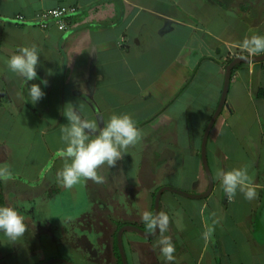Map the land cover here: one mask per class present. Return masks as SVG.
I'll return each instance as SVG.
<instances>
[{"label": "crops", "instance_id": "0c3cea01", "mask_svg": "<svg viewBox=\"0 0 264 264\" xmlns=\"http://www.w3.org/2000/svg\"><path fill=\"white\" fill-rule=\"evenodd\" d=\"M57 7L76 9L69 30H40L37 14ZM249 29L264 34V0H0V168L24 165L10 121L34 131L41 163L29 179L0 178L5 206L27 225L16 241L0 232V264H120L119 229L152 233L140 216L155 213L161 189L191 195L165 190L160 199L172 217L171 264H264V63L232 73L206 143L211 190L203 164L226 68L244 55L238 44ZM33 43L41 49L38 79L25 83L5 60ZM33 83L45 93L35 104ZM72 107L101 127L114 113L130 114L144 132L116 167L100 170L103 184L65 189L54 179ZM243 165L261 187L251 201L239 192L230 201L216 169ZM158 239L125 230L127 264H169L153 250Z\"/></svg>", "mask_w": 264, "mask_h": 264}, {"label": "clouds", "instance_id": "9594fccd", "mask_svg": "<svg viewBox=\"0 0 264 264\" xmlns=\"http://www.w3.org/2000/svg\"><path fill=\"white\" fill-rule=\"evenodd\" d=\"M251 35H246L239 42L238 48L244 55L241 59L251 60L264 53V34H259L255 29H249ZM41 49L35 44L21 46L6 60L8 68L24 78L25 83L38 79L37 66L39 65ZM41 84L48 85L46 79H41ZM45 93L40 84L33 83L28 88L30 101L35 104L44 97ZM65 116L67 125L61 129L64 147L58 151L62 159L54 179L59 186L72 189L76 185L92 181L95 184L105 183V176L101 169L107 166L116 167L117 162L123 160L128 149L141 143L144 132L139 128L130 114H112L101 127L96 120H90L81 115L75 108H69ZM11 173L7 167L0 168V178H7ZM214 179L218 180L228 200H233L237 192L251 201L258 195L260 185L254 183L253 176L249 174L248 166L233 167L230 170L217 168ZM141 221L149 232H159V239L153 245V250L158 249L169 264L175 260L176 251L172 236L167 235L172 217L166 210L153 213L144 210L140 216ZM27 230L24 217L12 205L0 206V232L11 241L21 238ZM209 228L205 233L207 239L211 235Z\"/></svg>", "mask_w": 264, "mask_h": 264}, {"label": "water", "instance_id": "95a60500", "mask_svg": "<svg viewBox=\"0 0 264 264\" xmlns=\"http://www.w3.org/2000/svg\"><path fill=\"white\" fill-rule=\"evenodd\" d=\"M244 63H258V64L259 63H264V56H256V57L252 58L250 61L241 59V57H237L226 68L225 83H224L225 87H224V92H223V95H222V99L220 101V104H219L216 112L212 116L213 118H212V120L210 121V123L208 125L207 131H206L204 139H203V144H202V148H203V164H204V168H205V171H206L207 178H209V181H210V189L209 190L212 189L213 184H214V180L211 177L210 171H209L208 166H207V156H206L207 139H208V136H209V133H210L211 129L213 128L214 124L216 123L217 119L219 118L218 116L220 115L221 110H222V108H223V106L225 104L227 93L229 91V83H230V80H231V77H232V73H233V71H234V69H235V67L237 65L244 64ZM165 190H168V191H171V192H177V191H175L173 189H161L159 191V193L157 194V197H156V200H155V206H154L155 213L160 211L159 210L160 199H161V196H162L163 192H165ZM177 193L178 194L181 193L182 195L188 196V197L191 196V195L186 194V193L181 192V191H179ZM125 230L134 231V232H136V233L140 234L141 236H143L145 238H148V239L158 235V233H159L158 230L156 232H154V233L146 234V233L142 232L141 230H139V229H137L135 227H123V228H121L119 230V233H118L117 242H118V245H119L122 261L124 262V264H127L125 250H124V244L122 242V235H123V232Z\"/></svg>", "mask_w": 264, "mask_h": 264}, {"label": "rangeland", "instance_id": "374dc122", "mask_svg": "<svg viewBox=\"0 0 264 264\" xmlns=\"http://www.w3.org/2000/svg\"><path fill=\"white\" fill-rule=\"evenodd\" d=\"M9 124L12 126L14 131L11 132L12 136H9L11 143L14 144L18 149V156L22 157L21 163L26 165L20 166H11L9 169L12 175H16L23 179H29L30 176H34L36 170V166L41 165L40 162H37L40 150V144H32L30 145V138L32 137L34 131H25L23 132L19 122L10 121ZM23 144L25 146H23ZM27 147V153H23V148ZM43 148V147H42ZM124 264V262H123Z\"/></svg>", "mask_w": 264, "mask_h": 264}, {"label": "built area", "instance_id": "2783aa9c", "mask_svg": "<svg viewBox=\"0 0 264 264\" xmlns=\"http://www.w3.org/2000/svg\"><path fill=\"white\" fill-rule=\"evenodd\" d=\"M76 14L75 8L57 7L50 10H45L37 14L35 18V25L43 31H46L50 26L54 25L58 31L67 32L69 30L68 18ZM17 21L26 23L24 16H19ZM241 57V56H237ZM236 57V58H237Z\"/></svg>", "mask_w": 264, "mask_h": 264}, {"label": "trees", "instance_id": "16d2710c", "mask_svg": "<svg viewBox=\"0 0 264 264\" xmlns=\"http://www.w3.org/2000/svg\"><path fill=\"white\" fill-rule=\"evenodd\" d=\"M232 62V61H231ZM230 62V63H231ZM240 65H237L235 67V70L237 69V67H239ZM0 206H5V202H4V198H3V195H2V192H1V183H0ZM120 255V254H119ZM120 264H122V260L120 258Z\"/></svg>", "mask_w": 264, "mask_h": 264}, {"label": "flooded vegetation", "instance_id": "af4514ba", "mask_svg": "<svg viewBox=\"0 0 264 264\" xmlns=\"http://www.w3.org/2000/svg\"><path fill=\"white\" fill-rule=\"evenodd\" d=\"M120 230V229H119ZM119 233V232H118ZM124 233V232H123ZM118 237V236H117ZM116 242H117V240H116ZM117 244H118V242H117ZM118 248H119V245H118ZM120 250V249H119ZM120 256H121V252H120ZM122 258V257H121ZM123 262V261H122Z\"/></svg>", "mask_w": 264, "mask_h": 264}]
</instances>
